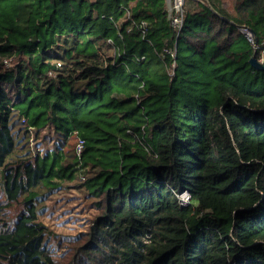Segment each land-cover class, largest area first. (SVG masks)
<instances>
[{
	"label": "trees",
	"instance_id": "1",
	"mask_svg": "<svg viewBox=\"0 0 264 264\" xmlns=\"http://www.w3.org/2000/svg\"><path fill=\"white\" fill-rule=\"evenodd\" d=\"M254 53L264 0H185L178 30L165 0H0V264H264ZM70 187L97 212L55 245L39 215Z\"/></svg>",
	"mask_w": 264,
	"mask_h": 264
},
{
	"label": "rangeland",
	"instance_id": "2",
	"mask_svg": "<svg viewBox=\"0 0 264 264\" xmlns=\"http://www.w3.org/2000/svg\"><path fill=\"white\" fill-rule=\"evenodd\" d=\"M222 1L228 7L234 2ZM51 140L52 134L48 129L41 131L38 137L31 130V144L35 152H47L51 148ZM94 202L84 188L70 187L51 195L44 202V211L39 215V221L49 229L50 240L56 245L58 241H64L63 237H75L88 232L97 212Z\"/></svg>",
	"mask_w": 264,
	"mask_h": 264
},
{
	"label": "built area",
	"instance_id": "3",
	"mask_svg": "<svg viewBox=\"0 0 264 264\" xmlns=\"http://www.w3.org/2000/svg\"><path fill=\"white\" fill-rule=\"evenodd\" d=\"M166 1V11L168 13V18L170 19L171 26L173 29L178 30L184 24L185 17V0H165ZM145 25V23H142ZM245 38L250 42L254 43V36L246 28L240 29ZM174 56V54H172ZM83 141L78 140L76 147V152L79 154L83 148ZM190 201V195L188 193H183L178 196V203L180 206L185 207Z\"/></svg>",
	"mask_w": 264,
	"mask_h": 264
},
{
	"label": "water",
	"instance_id": "4",
	"mask_svg": "<svg viewBox=\"0 0 264 264\" xmlns=\"http://www.w3.org/2000/svg\"><path fill=\"white\" fill-rule=\"evenodd\" d=\"M249 63L251 65V67H253L255 70L264 71V64H263V62L257 60L255 53L253 54V56L249 60Z\"/></svg>",
	"mask_w": 264,
	"mask_h": 264
},
{
	"label": "bare ground",
	"instance_id": "5",
	"mask_svg": "<svg viewBox=\"0 0 264 264\" xmlns=\"http://www.w3.org/2000/svg\"><path fill=\"white\" fill-rule=\"evenodd\" d=\"M183 193H188V192H182V193H180L179 195H181V194H183ZM188 194H189V193H188ZM179 195H177V197H178Z\"/></svg>",
	"mask_w": 264,
	"mask_h": 264
},
{
	"label": "crops",
	"instance_id": "6",
	"mask_svg": "<svg viewBox=\"0 0 264 264\" xmlns=\"http://www.w3.org/2000/svg\"><path fill=\"white\" fill-rule=\"evenodd\" d=\"M224 3V2H223Z\"/></svg>",
	"mask_w": 264,
	"mask_h": 264
}]
</instances>
